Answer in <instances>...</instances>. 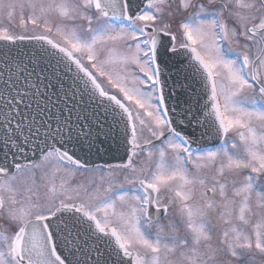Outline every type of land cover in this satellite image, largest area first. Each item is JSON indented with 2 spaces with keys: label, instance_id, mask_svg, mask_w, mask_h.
I'll return each mask as SVG.
<instances>
[{
  "label": "snow or ice",
  "instance_id": "obj_1",
  "mask_svg": "<svg viewBox=\"0 0 264 264\" xmlns=\"http://www.w3.org/2000/svg\"><path fill=\"white\" fill-rule=\"evenodd\" d=\"M0 264H264V0H0Z\"/></svg>",
  "mask_w": 264,
  "mask_h": 264
},
{
  "label": "water",
  "instance_id": "obj_2",
  "mask_svg": "<svg viewBox=\"0 0 264 264\" xmlns=\"http://www.w3.org/2000/svg\"><path fill=\"white\" fill-rule=\"evenodd\" d=\"M97 162L102 163L103 161H97Z\"/></svg>",
  "mask_w": 264,
  "mask_h": 264
}]
</instances>
